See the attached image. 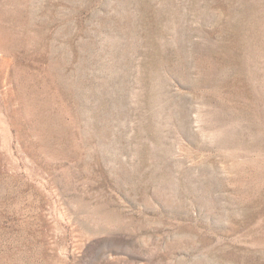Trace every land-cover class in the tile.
<instances>
[{
  "label": "rangeland",
  "instance_id": "obj_1",
  "mask_svg": "<svg viewBox=\"0 0 264 264\" xmlns=\"http://www.w3.org/2000/svg\"><path fill=\"white\" fill-rule=\"evenodd\" d=\"M0 264H264V0H0Z\"/></svg>",
  "mask_w": 264,
  "mask_h": 264
}]
</instances>
